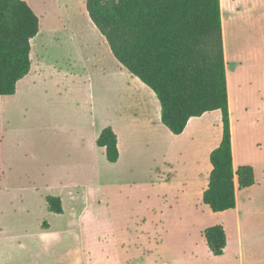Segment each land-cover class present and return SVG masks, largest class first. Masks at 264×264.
<instances>
[{"label": "rangeland", "instance_id": "1", "mask_svg": "<svg viewBox=\"0 0 264 264\" xmlns=\"http://www.w3.org/2000/svg\"><path fill=\"white\" fill-rule=\"evenodd\" d=\"M31 6L40 16L30 70L0 95V264H264V17L259 69L242 80L246 67L237 68L229 89L236 160L253 167L255 183L241 189L238 210L213 212L201 195L220 111L179 140L164 134V163L153 162L159 147L146 150L141 131L123 128L128 107L152 91L99 47L85 0ZM96 119L123 128L118 162L91 130L78 145L74 131ZM47 195L62 199L61 213ZM213 224L226 233L221 255L203 237Z\"/></svg>", "mask_w": 264, "mask_h": 264}, {"label": "trees", "instance_id": "2", "mask_svg": "<svg viewBox=\"0 0 264 264\" xmlns=\"http://www.w3.org/2000/svg\"><path fill=\"white\" fill-rule=\"evenodd\" d=\"M90 21L113 57L156 95L160 120L180 134L189 118L219 110L221 137L209 153L211 169L201 201L213 212L232 209L236 190L254 184L250 164L233 167L220 0H85ZM39 18L25 0H0V95H12L30 70V39ZM96 145L108 162L118 159L117 137L102 128ZM49 211L61 213L58 196L47 195ZM213 255H221V224L203 229Z\"/></svg>", "mask_w": 264, "mask_h": 264}, {"label": "crops", "instance_id": "3", "mask_svg": "<svg viewBox=\"0 0 264 264\" xmlns=\"http://www.w3.org/2000/svg\"><path fill=\"white\" fill-rule=\"evenodd\" d=\"M25 1L29 4V6H31V3L33 2V0H25ZM221 1L222 0H220V15H221V8H222ZM223 10L225 14V17H224L225 28H226L225 35H226V41L228 45V52L225 48V45L223 47V52L225 55L224 57L225 76H226V87H227V96H228L229 120H230V127H231L232 113H231V109L229 106V99H230L229 98V89H230L229 87L231 83H234V84L236 83L235 79H237V76H238V74L236 73L237 72L236 69L246 67V69H243V72H239L240 78L242 80L247 77H249L250 79V76H253L255 72L259 69V63L261 59L259 41L262 39L260 37V34L254 35V32L256 30L259 31L261 29V22L264 17V0H224ZM36 14L39 18L40 13L36 12ZM91 26L97 32L98 29L95 27V25L92 22H91ZM221 31H222V27H221ZM97 41L99 42L98 44L99 47L105 46L106 40L101 34L97 38ZM234 56H237V57H234ZM117 67H119V69L120 68L125 69L122 65L118 63V61H117ZM234 72L237 74V76ZM131 75L135 78L136 81L139 80L133 74ZM139 84H141L142 86H146L142 82ZM260 108L261 107H259V109ZM206 113L208 112H205L204 114ZM201 116H203V114ZM201 116L189 118L184 130L180 134H173L164 126V124L160 120V104H159L158 99L156 98V95L152 91V92H148L147 96L141 97L139 100L135 101L132 106L128 107L127 118H126L127 124L125 123L126 125L124 124L123 128L126 130V126H127L128 132L129 131H132V132L141 131V133L147 137V142L143 141V147L146 150H149L151 148L156 149L157 146L159 147L157 151V157L155 156V154L153 155V157L155 156L153 162L157 161L158 163L159 162L164 163V134L167 138L171 140H174V139L179 140L182 136H184L188 132L191 124L198 121V118H200ZM107 125H110L112 127L117 137V147H118L119 155H118V159L115 162H118L120 158L122 157V153H123V150L121 147V138L119 135V129L122 130L123 128H121L119 125L116 126L110 119H104V120H99V121L97 119L95 121L91 120L89 123H85V125L75 130L74 134L78 138L77 140L78 145H81L84 142L86 133L89 130H91V134L93 135V139H95V144H96V138L98 137L100 131L102 130L103 127ZM136 127H141V128L138 130L136 129ZM219 142H220V138H218L216 144L212 148H210V150H208L207 154L210 153V151L213 148H215L219 144ZM231 148H232L233 167L236 168L240 164H246V163H242L240 160H236V154L233 149L232 140H231ZM115 162H111V163H115ZM251 186L243 188V189H249ZM240 192H241V189L236 190L235 208L237 210L239 208L238 207V198H239L238 196Z\"/></svg>", "mask_w": 264, "mask_h": 264}, {"label": "bare ground", "instance_id": "4", "mask_svg": "<svg viewBox=\"0 0 264 264\" xmlns=\"http://www.w3.org/2000/svg\"><path fill=\"white\" fill-rule=\"evenodd\" d=\"M224 17H225V14H224V10H223V3H222V9H221V25H222V38H223V47H224V45H225V48H226V50H227V52H228V45H227V41H226V28H225V21H224ZM69 18V17H68ZM59 19V18H58ZM41 32V31H40ZM39 32V33H40ZM31 41H33L34 40V38H31L30 39ZM230 43V42H229ZM225 50V51H226ZM228 55V54H227ZM230 56H231V54H230ZM224 57H225V55H224ZM234 57H237V56H234ZM236 80V79H235ZM235 82V81H234ZM231 86V85H230ZM230 88V87H229ZM230 94V93H229ZM233 96H234V94H233ZM235 97V96H234Z\"/></svg>", "mask_w": 264, "mask_h": 264}]
</instances>
